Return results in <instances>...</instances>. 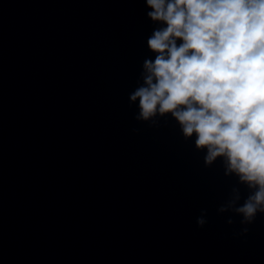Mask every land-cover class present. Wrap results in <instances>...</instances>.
<instances>
[{
    "label": "water",
    "instance_id": "water-1",
    "mask_svg": "<svg viewBox=\"0 0 264 264\" xmlns=\"http://www.w3.org/2000/svg\"><path fill=\"white\" fill-rule=\"evenodd\" d=\"M153 27L143 0H0V264H264V214L218 211L247 189L135 119Z\"/></svg>",
    "mask_w": 264,
    "mask_h": 264
},
{
    "label": "clouds",
    "instance_id": "clouds-1",
    "mask_svg": "<svg viewBox=\"0 0 264 264\" xmlns=\"http://www.w3.org/2000/svg\"><path fill=\"white\" fill-rule=\"evenodd\" d=\"M143 3L154 27L146 39L151 56L129 94L135 119L158 127L171 118L205 166L221 162L248 194L233 187L218 211L239 215L244 227L236 235L246 234L264 214V0ZM206 223L197 217L198 226Z\"/></svg>",
    "mask_w": 264,
    "mask_h": 264
}]
</instances>
